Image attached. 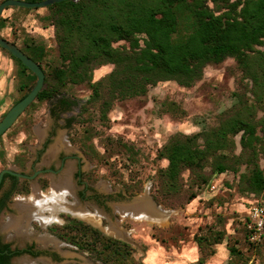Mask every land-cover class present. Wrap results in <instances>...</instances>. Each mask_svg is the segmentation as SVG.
<instances>
[{
	"label": "trees",
	"instance_id": "trees-1",
	"mask_svg": "<svg viewBox=\"0 0 264 264\" xmlns=\"http://www.w3.org/2000/svg\"><path fill=\"white\" fill-rule=\"evenodd\" d=\"M45 8L49 13L43 19L55 27L60 63L45 68L48 49L44 42L26 38L20 47L45 72V84L36 100H52L64 94L69 85L85 84L91 94L80 116L95 109L104 121L117 101L145 96L160 82L191 87L203 78L208 65L234 58L247 85H251L254 102L240 104L238 111L217 127L172 135L158 152L168 165L159 170V192L154 198L168 205L171 197L181 193L186 171L200 178L202 182L194 184L198 189L210 188L213 183L203 175L208 164L217 173L239 172L245 165L239 181L242 193L264 196V168L260 164L264 157V0H64ZM7 21L2 14L0 31ZM0 48L17 64V85L23 93L17 103L31 91L37 76L20 59ZM108 65L113 68L95 80L94 71ZM75 102L64 100L67 106ZM260 109L263 115L258 119ZM85 134L90 137V126ZM239 134L241 152L236 154L235 136ZM82 149L93 159L94 148L87 150L82 145ZM7 178L17 180L8 173L4 181ZM21 186L14 184L18 192L27 193L29 185ZM196 193L191 192V200ZM6 206V201H1L0 212ZM65 219L51 231L79 251L91 253L103 264H144L135 259L128 242L105 235L70 215ZM225 237L220 232L214 233V240L196 236L203 253L200 263ZM205 242L212 246L209 252L205 251ZM230 251L234 256L241 253L235 246ZM6 261L0 253V264Z\"/></svg>",
	"mask_w": 264,
	"mask_h": 264
},
{
	"label": "rangeland",
	"instance_id": "rangeland-1",
	"mask_svg": "<svg viewBox=\"0 0 264 264\" xmlns=\"http://www.w3.org/2000/svg\"><path fill=\"white\" fill-rule=\"evenodd\" d=\"M7 9L11 14L6 16L8 21L2 30L4 36L0 35L15 42L19 48L23 47L26 38L44 42L47 45L48 56L43 65L47 70L49 65H58L60 60L55 27L47 19H43L49 10L45 7L24 9L19 6H9ZM112 68V65L97 68L94 71V79L97 80ZM250 87L237 61L228 57L219 64L208 65L203 78L191 87L180 86L174 81L160 82L151 87L145 96L115 102L108 118L103 121L95 109L80 116L82 106L87 102L91 91L85 84L69 85L64 94L79 102L71 112V119H74L71 126L67 128L57 125L58 118L52 116L57 97L48 101L35 100L0 137V171L4 168L25 166L24 163L28 160L36 164V168L43 165L53 166L58 170L56 174L47 173L42 175L45 178L32 182L31 190L37 184L41 189L47 190L53 182V176L64 171L72 162L75 166L73 178L79 198L91 211L97 212L100 209L103 213L102 223L97 226H94L96 225L94 220L79 217L77 219L99 228L105 235L112 237L117 234L107 229L111 228L113 223H118L126 232L124 237L134 248L135 259L144 264H176L182 257L191 254V248L196 244V236L214 240L215 232L225 233L229 240L234 239V244L239 242L249 251H255L254 247L260 250V243L263 244L264 239L260 243H254L249 239L247 225L244 224L245 220L241 219L245 212H241L242 209L236 205L244 203L249 206L250 202L244 200L247 197L255 203L264 205L263 195L242 193L239 188L240 172L244 171L245 165L239 167V172L228 170L217 173L208 164L203 175L209 179L210 184L217 185L214 190L198 189L194 184L202 181L186 171L181 193L171 197L168 205L158 203L154 198L159 192L157 180L159 170L168 165L166 159L158 156L161 147L176 133L193 134L203 129L217 127L221 120L238 111L240 104L253 103L255 99ZM10 93L15 97L9 108L0 114V120L23 94L18 85L16 91L12 89ZM262 115L260 109L257 118ZM54 125L56 129L55 131L52 129L53 133L49 135L48 132ZM87 126L91 128L90 137L85 134ZM62 133L69 140L73 150L60 149L56 156L50 157L48 151ZM46 138H50L48 145L46 149L41 150L40 158H37V151L42 148V141ZM235 141L234 151L239 154L240 134L235 136ZM82 145L87 150L94 148L95 152L91 153L93 159L85 154ZM58 154L67 156L66 167L61 168V162L56 160ZM260 164L264 168V157L261 158ZM80 170L88 185L81 182L78 177ZM191 192H197L195 199L191 200ZM22 195L26 196L18 192L9 208L0 215V223L4 222L0 226V237L26 244L31 241L9 238L15 231L6 229L4 225L8 222L9 216L18 213L14 204ZM110 195H113L112 199L117 197V200L108 199ZM139 195L151 196V200L156 202L157 207H161L158 208L162 212L170 214L168 221L159 224L145 219L136 220L130 216L125 218L120 204L132 202L133 198ZM69 197L74 200L72 195ZM66 215L72 216L63 212L61 222L52 223L46 228H43L39 221H33V229L36 233L48 232L71 244L51 231L54 225H63L66 222ZM34 242L45 249L53 248L50 250L58 254L56 264H103L91 253L81 252L73 244L71 245L74 247L66 248L74 255L64 257L53 244L46 246ZM205 246V251L209 252L212 249L207 243ZM78 252L86 253L89 259L80 256ZM24 258L25 256H21L15 262L21 263L19 260ZM39 264L44 262L40 260Z\"/></svg>",
	"mask_w": 264,
	"mask_h": 264
},
{
	"label": "bare ground",
	"instance_id": "bare-ground-1",
	"mask_svg": "<svg viewBox=\"0 0 264 264\" xmlns=\"http://www.w3.org/2000/svg\"><path fill=\"white\" fill-rule=\"evenodd\" d=\"M60 149L67 151L73 150L64 133L57 137L56 142L50 147L48 155L54 157ZM74 170L75 166L70 162L68 167L59 176H53V182L50 188L43 190L37 184L28 197L22 196L17 200L14 208L18 213L9 216L8 222L4 224L6 229H13L15 231L14 234L9 235V238L22 241L38 240L46 245L51 243L56 244L57 247L63 244L67 245L66 242L60 240L57 236L48 232L43 234L36 233L33 229V221H39L43 228H46L52 223L61 222V214L63 212L70 213L84 220H94L96 224L94 226L102 223V211L99 209L97 212L91 211L79 198L77 185L73 178ZM70 195L74 197V200L69 197ZM140 196H136V199L134 198L132 202L120 204V209L125 213L123 216L125 218L126 216H130L136 218V220L145 219L151 222L165 224L170 214L168 215L162 212L159 209L161 207L158 206V208L149 195ZM2 223L4 222L2 221ZM2 223H0V226L3 225ZM107 230L117 234L115 237L126 239L124 237L126 232L118 223H113L111 228ZM63 254L68 257L74 255L70 251H63ZM45 260L49 264H53L50 260Z\"/></svg>",
	"mask_w": 264,
	"mask_h": 264
},
{
	"label": "flooded vegetation",
	"instance_id": "flooded-vegetation-1",
	"mask_svg": "<svg viewBox=\"0 0 264 264\" xmlns=\"http://www.w3.org/2000/svg\"><path fill=\"white\" fill-rule=\"evenodd\" d=\"M56 99H57L56 100V104H55L56 108L54 109V111H52V116L55 119L58 118L57 119V125H62V126H65V127L69 128L70 127L69 126V121L71 120V112L77 107L79 102L76 99H74V98H70L66 94H61V95L57 96ZM65 99L68 100V101L69 100H71V101L75 100L76 102L70 104L69 106H67V104L64 103ZM55 126L56 125H54V128L50 129V131L48 132L49 135H51L53 133L52 129H54V131H55V129H56ZM49 139L50 138H46L45 140L42 141V148L38 149L37 158H40L41 150L42 149H46ZM66 158H67V156H62L61 154L57 155V159L56 160L61 162V168H64L65 163H66ZM24 165L25 166H22V165L14 166V167H11V169L16 170V171H18L20 173H24L27 176H34V177L33 178H28V177L27 178H23V177H20V176H15V177H17V180L16 179H12V178H7V179H5V181H4V178H3L2 182H1L2 186L0 184V186H1V188H0V202L3 201V200L6 201L7 206L2 209V211L0 212V215L9 208V205L12 202L13 198L15 197V195L18 194L17 190L19 188L20 189L22 188V186H21L22 184L28 183V185H29L28 192L27 193H22V194L26 195L25 197H28L32 193L31 191H33V189L31 190L33 180H35V179L40 180V178L43 179L45 177H42V175L47 174V173H55L56 174L58 172V170L55 167L48 166V165H43V166H41L39 168H36V164L30 163V160L26 161L24 163ZM64 170H65V168H64ZM58 175H54V176H58ZM78 177L80 178L81 182H83V183L88 185V182H86V180L84 178V174L81 172V170L78 172ZM51 179H52V177H51ZM15 182L19 183V188L18 187L14 188ZM19 195H21V194H19ZM22 196H20L19 198H21ZM112 198H113V195L108 196V199H110V200H117V197H115V199H112ZM106 217H107V215H106ZM26 241H31V242H28L26 244H21V243L16 242V241L11 242V240L9 241V240L4 239L3 237H0V247H4L3 249L0 250V253L4 254L6 256V259H7V261L4 264H17V262H15V260L20 258L21 256H25V258L19 260L21 263H18V264H22V263H25V264H39L40 260L42 262H44V264H49V262H46L45 259L50 260L51 263L54 262L53 264L58 263L57 262L58 254L56 252H53V251L50 250V249H53V248L45 249L44 246L38 245L36 242H34V241L39 242L38 240H26ZM40 243H42V242H40ZM7 244H8V246H6ZM42 244L46 245L44 243H42ZM48 245H46V246H48ZM53 245L58 250H60V252H61V254L63 256H64L63 251H69L66 248L67 246H70L69 244H67V245L63 244L60 247H57L56 244H53ZM71 253H73V252H71ZM76 255L79 256L78 254H76ZM40 256H43V257L41 258Z\"/></svg>",
	"mask_w": 264,
	"mask_h": 264
},
{
	"label": "crops",
	"instance_id": "crops-1",
	"mask_svg": "<svg viewBox=\"0 0 264 264\" xmlns=\"http://www.w3.org/2000/svg\"><path fill=\"white\" fill-rule=\"evenodd\" d=\"M2 1L3 0H0V3ZM10 14L11 12H9L8 9H4V17ZM2 30L0 31V34L3 35ZM17 83L18 79L16 62L5 50L0 48V114L5 112L13 102L15 95L11 94L10 91L12 89L16 91ZM244 200L250 202L249 206L244 203H238L236 205H239L238 208L242 209L241 212H245V215H241V219H244V224L247 225L249 218V208L253 203H255V201L248 199V197L244 198ZM262 239H264V235ZM233 242L234 239L229 240L227 237H225L223 242L215 244L213 253L205 259L204 263H200L199 261L203 257V253L200 246L196 242L195 246H192L191 248V254L182 257L180 261L176 262V264H231L232 262L234 264H264V243H260L262 240L260 242H254L260 243V250H258L257 247H254L255 251H249L248 248L242 246L241 243L235 242L236 244H234ZM232 246H235L240 250V255L234 256L231 254L230 248ZM237 246L241 248H238Z\"/></svg>",
	"mask_w": 264,
	"mask_h": 264
},
{
	"label": "water",
	"instance_id": "water-1",
	"mask_svg": "<svg viewBox=\"0 0 264 264\" xmlns=\"http://www.w3.org/2000/svg\"><path fill=\"white\" fill-rule=\"evenodd\" d=\"M64 0H42V1H35L30 2L26 0H3L0 3V16L3 14V11L6 7L9 6H19V7H26V8H39V7H45L57 2H61ZM0 46L6 49L8 52H10L12 55L20 59L23 64H25L32 72H34L37 76V80L31 91L21 100H19L17 103H15L4 115V117L0 120V137L17 121L19 116L33 103L39 92L43 89L45 84V72L42 68L40 63H37L34 61L29 55H27L21 48H19L16 44L13 42L7 40L6 38L0 36ZM8 173L14 176H20L23 178H33L34 176H27L24 173H20L16 170H13L11 168H4L0 171V184L4 178V175ZM151 197V196H150ZM135 198V197H134ZM133 198V199H134ZM152 199V197H151ZM153 202L156 204V202L153 200ZM157 205V204H156ZM73 216V215H72ZM75 217V216H74ZM78 218V217H76ZM119 238V237H117ZM120 240H123L125 242L130 243L129 240L119 238ZM68 244V243H66ZM71 247H74L73 245L69 244ZM79 255L84 257L85 259H89L86 255V253L78 252Z\"/></svg>",
	"mask_w": 264,
	"mask_h": 264
},
{
	"label": "built area",
	"instance_id": "built-area-1",
	"mask_svg": "<svg viewBox=\"0 0 264 264\" xmlns=\"http://www.w3.org/2000/svg\"><path fill=\"white\" fill-rule=\"evenodd\" d=\"M216 186V184H212L210 188L214 190ZM247 229L249 231V239L252 242H260L262 240L264 235V205L253 203L249 208Z\"/></svg>",
	"mask_w": 264,
	"mask_h": 264
}]
</instances>
